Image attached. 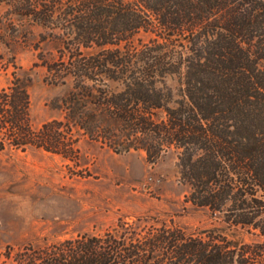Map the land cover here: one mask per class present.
<instances>
[{
  "label": "trees",
  "instance_id": "trees-1",
  "mask_svg": "<svg viewBox=\"0 0 264 264\" xmlns=\"http://www.w3.org/2000/svg\"><path fill=\"white\" fill-rule=\"evenodd\" d=\"M90 4L81 20L95 23L79 26L66 42L75 54L49 64L54 79L66 71L75 82L63 99L66 122L34 130L27 86L14 80L0 92V133L9 131L18 148L67 155L74 147L60 128L68 125V135L77 127L116 151L144 149L152 163L175 148L187 201L224 219L198 233L174 221L138 232L121 220L104 235L84 233L40 251L34 264H259L264 242L243 243L229 232L264 235V0ZM141 30L153 36L138 46ZM93 41L99 51L83 55L81 47ZM168 75L182 81L176 100L159 85ZM107 80L123 89L107 98ZM96 90L104 107L89 111L82 99ZM110 120L115 130L103 131Z\"/></svg>",
  "mask_w": 264,
  "mask_h": 264
},
{
  "label": "rangeland",
  "instance_id": "rangeland-1",
  "mask_svg": "<svg viewBox=\"0 0 264 264\" xmlns=\"http://www.w3.org/2000/svg\"><path fill=\"white\" fill-rule=\"evenodd\" d=\"M95 1L0 0V92L8 90L14 80L27 86L36 131L53 120L66 122L63 99L75 82L65 76L66 71L54 79L49 64L75 54L74 49L65 48L66 42L79 26L95 23L81 20L89 17L88 6ZM151 36L141 30L133 41L141 46ZM93 42L81 47L83 55L99 51ZM126 44L124 40L121 47ZM159 85L171 88L174 100L180 98L178 75L166 76ZM104 89L110 98L123 89V83L107 80ZM102 97L96 90L82 103L89 111L100 110ZM116 125L110 120L102 130H115ZM60 131L74 152L64 155L35 146L18 148L9 143V131L0 133V264H34L40 251L84 233L104 235L121 220L138 232L174 221L189 233H198L224 219L187 201L189 186L181 179L175 148L152 163L144 149L116 151L109 142L92 139L77 127L71 136L68 125ZM229 234L243 243L264 242V235L255 229ZM257 258L264 264V254Z\"/></svg>",
  "mask_w": 264,
  "mask_h": 264
}]
</instances>
